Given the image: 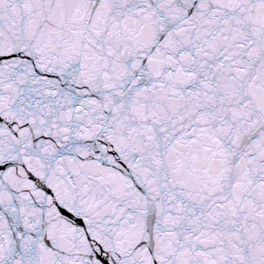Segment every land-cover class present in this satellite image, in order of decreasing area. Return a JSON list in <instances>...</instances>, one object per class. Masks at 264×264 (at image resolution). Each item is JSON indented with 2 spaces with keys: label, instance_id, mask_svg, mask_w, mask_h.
I'll return each mask as SVG.
<instances>
[{
  "label": "snow or ice",
  "instance_id": "1",
  "mask_svg": "<svg viewBox=\"0 0 264 264\" xmlns=\"http://www.w3.org/2000/svg\"><path fill=\"white\" fill-rule=\"evenodd\" d=\"M0 264H264V0H0Z\"/></svg>",
  "mask_w": 264,
  "mask_h": 264
}]
</instances>
